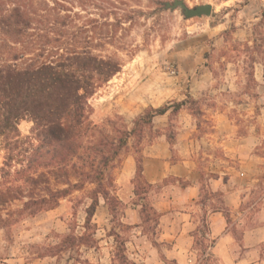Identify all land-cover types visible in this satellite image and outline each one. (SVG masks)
Wrapping results in <instances>:
<instances>
[{
  "label": "rangeland",
  "instance_id": "1",
  "mask_svg": "<svg viewBox=\"0 0 264 264\" xmlns=\"http://www.w3.org/2000/svg\"><path fill=\"white\" fill-rule=\"evenodd\" d=\"M10 1L0 0V7H9ZM183 1L191 8L210 3L212 14L186 17L174 0H35L44 16L31 31L45 37L32 41L89 45L120 59L121 70L89 99V119L98 125L91 133L98 139L117 138L151 107L171 105L165 132L173 159L191 151L204 179L230 173L247 186L251 221L264 208V0ZM46 2L55 10L47 12ZM258 23L263 37L253 32ZM182 100L185 105L174 111L173 103ZM33 125L24 119L20 129L33 135ZM163 132L152 122L131 135L111 168L116 209L112 214L99 196L87 231L91 240L79 239L96 187L88 182L55 208L0 229V258H19L17 264H40L35 261L39 257H48L46 264L135 262L138 230L124 221L143 195L133 192L140 181L135 182L136 158ZM227 134L234 140L232 149H227ZM4 155L0 139V167ZM155 218L145 211V232L153 230Z\"/></svg>",
  "mask_w": 264,
  "mask_h": 264
},
{
  "label": "trees",
  "instance_id": "2",
  "mask_svg": "<svg viewBox=\"0 0 264 264\" xmlns=\"http://www.w3.org/2000/svg\"><path fill=\"white\" fill-rule=\"evenodd\" d=\"M46 4L47 12L55 10ZM7 5L0 7V139L5 151L0 167V229L55 208L62 198L89 182L96 187L86 209V231L79 239L91 240L87 231L99 196L105 198L112 214L116 209L112 201H119L110 190L114 162L131 135L143 123H152L156 115L167 113L171 105L151 107L117 138H96L90 131L98 125L89 119V99L121 70L120 59L89 45L34 42L45 37L31 31L32 23L44 16L35 0H11ZM261 24L254 28L257 35L263 34ZM185 103L174 102L172 108L180 110ZM24 119L33 121V135L22 133ZM136 163L135 182L140 181L135 190L140 196L151 184L143 176V157H137ZM17 202L20 205L13 207ZM143 206L148 212L146 202Z\"/></svg>",
  "mask_w": 264,
  "mask_h": 264
},
{
  "label": "crops",
  "instance_id": "3",
  "mask_svg": "<svg viewBox=\"0 0 264 264\" xmlns=\"http://www.w3.org/2000/svg\"><path fill=\"white\" fill-rule=\"evenodd\" d=\"M166 116L168 113L153 118L155 127L164 132L143 156V176L151 186L143 193L141 204L130 209L131 217L124 221L138 230L135 243L132 242L136 245L135 263L264 264V208L250 221L247 186L237 184L230 173L206 174L208 178L204 179L205 173L191 151L173 159L174 147L165 132ZM225 142L227 149L234 147L229 135ZM170 177L175 180L166 182ZM135 189L134 183L133 192L137 195ZM144 202L156 214L149 232L143 230ZM56 258L57 255L51 257ZM17 259L4 256L0 261L17 264ZM47 259L39 257L35 261L46 264Z\"/></svg>",
  "mask_w": 264,
  "mask_h": 264
},
{
  "label": "water",
  "instance_id": "4",
  "mask_svg": "<svg viewBox=\"0 0 264 264\" xmlns=\"http://www.w3.org/2000/svg\"><path fill=\"white\" fill-rule=\"evenodd\" d=\"M173 6L181 7L186 17L211 15L213 11V6L210 3H205L191 8L188 7L183 0H174Z\"/></svg>",
  "mask_w": 264,
  "mask_h": 264
}]
</instances>
